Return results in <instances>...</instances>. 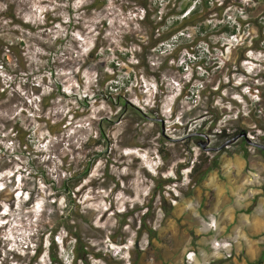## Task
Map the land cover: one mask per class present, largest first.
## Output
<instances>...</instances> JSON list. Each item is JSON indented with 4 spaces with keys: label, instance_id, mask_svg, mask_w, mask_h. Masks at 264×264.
Returning <instances> with one entry per match:
<instances>
[{
    "label": "rangeland",
    "instance_id": "374dc122",
    "mask_svg": "<svg viewBox=\"0 0 264 264\" xmlns=\"http://www.w3.org/2000/svg\"><path fill=\"white\" fill-rule=\"evenodd\" d=\"M154 1L161 10L153 15H162L165 2ZM93 3L0 0V33L22 41L27 63L24 70L10 57L7 69L0 55V147L12 157V166L0 173V186L19 187L16 203L0 215V264H51L50 236L39 229H52L66 212L74 217L75 203L62 190L55 198L46 188L53 181L59 186L69 168L78 169L96 151H102L100 159L72 193L84 214L82 243L101 255H89L90 264H143L152 256L176 263L180 252L188 264L191 250L199 261L215 259L212 239L238 236L222 235L215 213L207 210L209 183L214 172L227 167L221 163L226 158L245 156L241 139L211 151L202 147L205 138L192 134L211 132L207 146L213 147L220 145L223 129L231 133L242 126L261 142L264 98L251 85L263 84L257 77L264 70V52L240 42L249 41L256 29L246 24L245 32L228 38L216 28L210 43L189 40L174 53L169 46L148 50L140 45L146 39L140 0ZM239 9H227L225 21L248 19ZM119 95L146 117L123 111ZM210 102L223 115L211 131ZM16 125L27 129L28 145L4 139ZM101 132L108 140L97 145L92 138ZM248 150L249 187L264 191V155L251 145ZM201 156L202 164L215 160V167L198 185L190 171ZM168 178L175 182L166 184ZM38 189L46 191L33 202L29 192L37 197ZM148 211L147 224L155 229L151 237L140 234ZM213 220L216 228L210 226ZM74 244L64 228L57 232L58 264H74ZM41 245L44 253L35 258ZM235 248L236 243L229 256L216 260L233 258Z\"/></svg>",
    "mask_w": 264,
    "mask_h": 264
},
{
    "label": "trees",
    "instance_id": "16d2710c",
    "mask_svg": "<svg viewBox=\"0 0 264 264\" xmlns=\"http://www.w3.org/2000/svg\"><path fill=\"white\" fill-rule=\"evenodd\" d=\"M165 6L163 8L162 15H153V13H158L160 9V2L154 0H140V5L143 8V15L141 23L144 30V36L146 39L140 43L141 46L148 50L159 49L160 47L169 46L174 49L172 52H178L182 47L183 42L192 40L193 42L197 41H206L211 42V31L218 28L219 33L223 34L228 38L238 37L241 32L246 31V24L249 27L256 29V35H253L249 41L248 37L245 40H242L241 46H246L248 49L261 50L264 52V0H163ZM107 0H94V5L101 7L106 4ZM156 6V8H155ZM238 6V9L242 11L245 15H249L248 19L243 20L240 17L235 19L225 21L227 19L224 13L229 8H234ZM259 15V16H256ZM217 21V22H215ZM195 31L199 35V39H191L190 36L194 37L192 32ZM214 32V31H213ZM0 55L3 57L4 64L7 69H10L6 64L9 61V58L16 57V62L19 67L26 70L27 63L24 61L25 50L21 49L22 41H13L10 39H5V36H2L0 33ZM247 40V41H246ZM22 58V59H21ZM259 81L263 84L251 85V90L258 91V96L264 98V70L259 71L258 74ZM208 87H205L203 90L206 91ZM58 89L61 90V85L58 86ZM118 102L122 105L123 111L134 110L142 118L146 117V114L140 109L133 107L132 104L128 103L125 98L121 95L117 97ZM133 107V108H132ZM207 114L212 116L213 122L209 126V131L213 130L219 120L222 119L223 115L218 110V108L213 106V103L210 102L207 104ZM262 120L260 118L256 119L258 126L261 125ZM264 128V127H263ZM234 131L231 133L226 132V128L223 129L220 134H218L220 145H222L227 140L240 133H248L250 129L242 126H237L233 128ZM211 133V132H209ZM28 131L23 125H16L13 129L5 135V140L7 139L16 141L15 143L19 147L28 145ZM196 138H201V135H194ZM107 136L105 133H100L97 136V139L92 138L97 142V145L105 142ZM242 149L246 159L249 158L250 152L248 150L249 144L244 137L241 138ZM261 143H264V135L261 137ZM219 145V146H220ZM258 150L264 155V150ZM9 150L6 151L5 146L0 147V173L8 170L12 165V157L8 155ZM102 151H96L95 153L89 154L82 159L79 164L78 169L69 168L68 175L60 182L59 186L53 181V184L48 186L46 189L50 192L52 197L57 198L62 196L60 193L61 190L66 194L68 200H72L75 203V210L73 209L72 213L74 217L67 218V212L65 216L56 218V225L51 229L48 225H44L46 229H39V234L44 236L48 234L50 236V246L48 248V253L50 256L51 264H58V255L54 250L55 236L57 232L64 228L65 234L75 239V244L72 249L73 262L74 264H90L89 255L92 257L99 258L101 255L99 253H93L89 248L86 247L82 242V222L81 218H84V214L80 211L79 205H76V199L72 197V193L77 186H79L90 174L92 168L96 162L100 159ZM194 164L191 167L190 176L194 177L197 175V184L200 185L201 182L206 178L207 174L215 167V160L203 161V158ZM208 158V157H207ZM166 184L175 182L174 179L168 178L165 180ZM49 183V182H47ZM19 187L12 189L10 184H4L0 186V215L5 210L6 206L13 207L16 203V196ZM44 189H38L37 197L35 192H29V199L33 202L38 199V197L44 196ZM156 190L154 191L153 197L157 195ZM164 198V196H163ZM259 196L253 201V204L250 207V211L255 207ZM70 201L68 202V204ZM148 206V205H147ZM163 207V206H162ZM128 214V213H127ZM126 214V215H127ZM132 214V213H130ZM143 219V228L140 230V234L147 233L149 237L155 234V229L152 226L147 224L146 217L151 214V211L145 213ZM74 220L73 225L70 223ZM49 224V223H47ZM43 238V237H42ZM34 257L38 258L44 253L43 246L34 250Z\"/></svg>",
    "mask_w": 264,
    "mask_h": 264
},
{
    "label": "crops",
    "instance_id": "0c3cea01",
    "mask_svg": "<svg viewBox=\"0 0 264 264\" xmlns=\"http://www.w3.org/2000/svg\"><path fill=\"white\" fill-rule=\"evenodd\" d=\"M247 162L246 158H226L221 163L227 167L222 168V174L214 172L209 183L207 210L215 213L222 235L238 236L233 258L220 259L218 264H264V191L249 187L244 172ZM256 196L259 198L250 211ZM182 253L178 254L176 263L165 262L166 258L156 262L152 256V262L143 264H184Z\"/></svg>",
    "mask_w": 264,
    "mask_h": 264
},
{
    "label": "built area",
    "instance_id": "2783aa9c",
    "mask_svg": "<svg viewBox=\"0 0 264 264\" xmlns=\"http://www.w3.org/2000/svg\"><path fill=\"white\" fill-rule=\"evenodd\" d=\"M210 226L213 228H216V221L213 220L210 223ZM234 243H235V240H232L226 237H215L211 241V248L213 252L215 253L214 254L215 259L208 260V261H199L197 258V253L194 250H191L187 252L186 261L188 262V264H218V261L216 260L217 256H220V255L229 256L230 252L228 251L233 249Z\"/></svg>",
    "mask_w": 264,
    "mask_h": 264
},
{
    "label": "water",
    "instance_id": "95a60500",
    "mask_svg": "<svg viewBox=\"0 0 264 264\" xmlns=\"http://www.w3.org/2000/svg\"><path fill=\"white\" fill-rule=\"evenodd\" d=\"M192 135H201L203 137H205L206 141L205 143L202 144V147L204 148H207L208 150H211V151H219L221 150L222 148L228 146L229 144L231 143H234L236 141H238L240 138L244 137L245 140L247 141V143L251 146H254L256 148H259V149H262L264 150V143H261V142H258L256 140H254L252 137H250L248 135V133L244 132V133H240L234 137H232L231 139L227 140L226 142H224L222 145L220 146H210L208 147L207 145L210 143V136L208 133H204V132H195L193 133Z\"/></svg>",
    "mask_w": 264,
    "mask_h": 264
},
{
    "label": "flooded vegetation",
    "instance_id": "af4514ba",
    "mask_svg": "<svg viewBox=\"0 0 264 264\" xmlns=\"http://www.w3.org/2000/svg\"><path fill=\"white\" fill-rule=\"evenodd\" d=\"M208 134H209V133H208ZM209 136H210V134H209ZM200 137H201V139H202V138H205V137H203V136H200ZM240 139H241V138H240ZM210 142H211V139H210ZM217 146H219V145H217Z\"/></svg>",
    "mask_w": 264,
    "mask_h": 264
}]
</instances>
